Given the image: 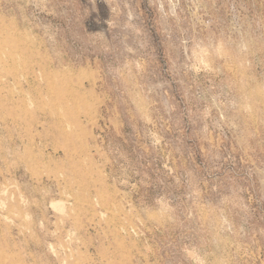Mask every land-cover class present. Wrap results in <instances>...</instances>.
I'll return each mask as SVG.
<instances>
[{
  "label": "rangeland",
  "instance_id": "rangeland-1",
  "mask_svg": "<svg viewBox=\"0 0 264 264\" xmlns=\"http://www.w3.org/2000/svg\"><path fill=\"white\" fill-rule=\"evenodd\" d=\"M0 264H264V0H0Z\"/></svg>",
  "mask_w": 264,
  "mask_h": 264
}]
</instances>
